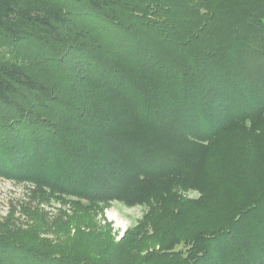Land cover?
Segmentation results:
<instances>
[{
	"label": "trees",
	"instance_id": "1",
	"mask_svg": "<svg viewBox=\"0 0 264 264\" xmlns=\"http://www.w3.org/2000/svg\"><path fill=\"white\" fill-rule=\"evenodd\" d=\"M254 60L264 62V0H0V178L30 198L57 191L72 207L145 203L144 183L180 167L178 146L212 139L224 111L253 126L249 108L264 105ZM56 71L103 91L100 105L71 104L51 82ZM55 105L76 121L85 112L95 130L85 146L61 141ZM249 215L251 230H231ZM232 220L181 257L157 252L148 263L230 264L222 257L238 248L240 264H264V192ZM2 236L0 264H69ZM105 243L107 263L118 244Z\"/></svg>",
	"mask_w": 264,
	"mask_h": 264
},
{
	"label": "rangeland",
	"instance_id": "2",
	"mask_svg": "<svg viewBox=\"0 0 264 264\" xmlns=\"http://www.w3.org/2000/svg\"><path fill=\"white\" fill-rule=\"evenodd\" d=\"M208 1L214 4L222 0ZM242 30H246L245 25ZM251 62L256 80L264 87V62ZM50 75L55 90L62 92L64 98L69 97L65 99L71 104L100 105L99 92H104L92 84L69 83V78L60 71ZM102 98L106 99L105 95ZM261 107L249 108L256 113L251 128H246L238 115L224 111L223 120L215 130L217 134L208 142L193 138L178 146L181 141L172 140L178 146L174 154L180 155L181 165L156 181L144 183L147 202L142 204H135L138 200L133 199L115 201L108 206L72 207L57 191L42 190L39 196L30 198L27 186L0 178V234L3 239L35 245L51 255L60 252L69 264H149L154 260L151 255L157 252L177 253L181 257L200 232L207 234L226 228L228 221H233L243 209H249L264 192V111ZM51 113L60 125L62 142L80 145L85 140L83 133L95 131L86 124L88 118L84 119L83 111L78 121L58 105L51 108ZM160 136V143L166 144L167 139L161 133ZM88 143L91 145L92 141ZM158 146L162 147L151 145L153 149ZM256 218L254 215L242 218L243 222L231 226V230H246V225L255 223ZM109 236L118 246L112 247L114 258L106 263L102 261L100 249ZM234 254V260L227 255L222 258L230 264H240L238 248ZM151 264L170 263L153 261Z\"/></svg>",
	"mask_w": 264,
	"mask_h": 264
}]
</instances>
